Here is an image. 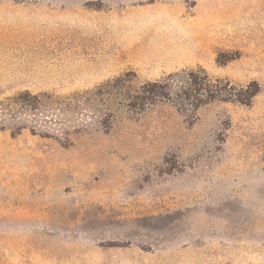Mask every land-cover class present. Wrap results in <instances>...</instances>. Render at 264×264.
<instances>
[{"label":"rangeland","instance_id":"rangeland-1","mask_svg":"<svg viewBox=\"0 0 264 264\" xmlns=\"http://www.w3.org/2000/svg\"><path fill=\"white\" fill-rule=\"evenodd\" d=\"M0 264H264V0H0Z\"/></svg>","mask_w":264,"mask_h":264},{"label":"trees","instance_id":"trees-1","mask_svg":"<svg viewBox=\"0 0 264 264\" xmlns=\"http://www.w3.org/2000/svg\"><path fill=\"white\" fill-rule=\"evenodd\" d=\"M125 84L126 81L123 77H117L108 80L96 90H92L87 93L94 92L102 94L105 87L112 86L119 89ZM255 84L256 88L251 90L250 100L260 91L259 84ZM234 89V85H232L229 81L213 79L205 69H199L171 74L164 80L148 82L136 91L129 92L124 97L128 102V106L135 109H145L150 105L162 101L174 102L181 109L191 107L198 109L199 107L215 100H234ZM80 97L81 94L73 96L75 101L78 103L82 101ZM31 104L39 108L44 104V102L42 101L41 96L35 95Z\"/></svg>","mask_w":264,"mask_h":264}]
</instances>
